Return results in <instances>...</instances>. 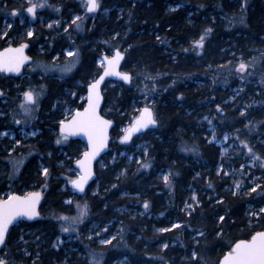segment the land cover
<instances>
[{
  "label": "trees",
  "instance_id": "obj_1",
  "mask_svg": "<svg viewBox=\"0 0 264 264\" xmlns=\"http://www.w3.org/2000/svg\"><path fill=\"white\" fill-rule=\"evenodd\" d=\"M98 1L80 32L70 24L84 14V0H31L44 4L34 17L26 11L29 0H0V50L28 43L34 59L48 62L76 46L81 53L69 76L40 80L44 94L27 126L39 133L27 140L1 137L22 128L11 111L24 100L19 79L0 73V197L44 196L40 219L12 227L1 257L6 264H91L93 257L100 264H219L237 241L264 231V0ZM115 50L125 53L132 81L104 87L112 143L96 165V181L80 196L71 182L85 143L57 144L60 122L67 107H84L86 86L101 72L97 60ZM141 99L151 104L158 127L133 146L120 145ZM213 132L230 136L227 155L209 141ZM140 142L146 153L134 147ZM60 237L65 241L56 249Z\"/></svg>",
  "mask_w": 264,
  "mask_h": 264
},
{
  "label": "snow or ice",
  "instance_id": "obj_2",
  "mask_svg": "<svg viewBox=\"0 0 264 264\" xmlns=\"http://www.w3.org/2000/svg\"><path fill=\"white\" fill-rule=\"evenodd\" d=\"M29 5L26 11L31 14L33 17L35 16V10L37 7H44L43 3L34 4L29 0ZM89 12L95 11L99 7L98 0H87L86 5ZM12 15L15 16L17 13L14 11ZM76 19H80L77 17ZM241 22H243V18H241ZM23 23V20L21 21ZM58 23V22H57ZM75 23V21H73ZM7 28H11V24L6 25ZM48 27H52L51 24ZM67 31V29H65ZM212 31L211 28L206 29V34ZM3 35H7V32L3 33ZM26 35L31 37L33 32L29 30ZM204 37H201V41H203ZM202 46V45H201ZM27 47L26 44H21L18 48L12 49L9 48L6 50L7 53H12V55H5L0 53V72H19L20 66L28 60V57L23 54L24 48ZM69 56L73 55L72 52L68 53ZM122 58L121 53L117 50L115 56L112 58L105 57L107 61V67L105 68L104 75L100 77L99 80L89 84L88 86V97H87V107L83 109V111H77L72 118L65 122H60V132L62 139H57L56 143L60 144L62 140L66 141L69 136H75L79 134H83L88 139L89 151L84 153V159L77 160V164L81 169V175L79 179L73 180L71 183L74 188L78 189L80 192L84 191V185L87 182L88 178L92 175L91 173V161L99 154V152L106 146L107 143V129L111 125L112 121L103 119L97 108L99 106V84L104 79V76L107 75H118L121 79L128 81L130 80V76L127 73H117L114 71L116 64H118L119 60ZM103 66V65H102ZM71 64H68L62 67L60 70L62 73L71 71ZM241 69L245 68V65L242 63L240 65ZM0 95H3L0 92ZM39 94H35L32 91L24 93L26 100L30 103H36V97ZM27 111V110H26ZM244 113H241L243 115ZM17 124L20 123L19 120L15 121ZM157 120L154 117V113L148 107H145L142 110L141 116L136 120L134 126L131 129H126V135L123 138L125 141L131 138V134L134 131H140L141 129H146L150 125H155ZM35 135V133H32ZM7 135V133H4ZM19 144V141H17ZM247 147V145H245ZM249 153L252 155L254 160H260L259 156L252 151L251 148H248ZM148 165H145L147 167ZM261 166H264L262 164ZM18 167V164H17ZM43 174L47 176L48 169L43 168ZM167 177H165V181H167ZM211 187V184H209ZM236 187L239 188V183L236 184ZM251 191L255 192L256 188L253 187ZM195 199V197H193ZM40 200V193L33 192L28 193L27 195L21 196H10L7 200H0V245L5 244L6 234L8 233L9 226L13 224L18 218L25 217L29 220L38 216L39 213L36 211V206ZM79 207V205H78ZM145 209L149 207L148 203H144ZM186 207H188L186 205ZM260 212L264 213V208L260 209ZM87 215V205H84V210L81 211L80 215L75 218L77 221L82 222L84 216ZM62 219H67L63 217ZM220 221L224 220L223 216L219 217ZM181 225L174 224L173 228H179ZM70 229L68 227H62V231L68 232ZM73 231L75 229H72ZM106 230V229H105ZM159 231L167 232L170 231L168 228H162ZM200 235H203L201 232ZM114 239V237H113ZM101 243L107 244L111 243L110 240H102ZM198 243V242H197ZM164 248H167L168 245L164 244ZM197 257V253L193 251L192 258L195 259ZM0 264H5L4 261H0ZM91 264H100V261L93 257ZM219 264H264V232H256L252 235L250 240H240L235 243V245L231 248L230 251L227 252L223 256V259L219 262Z\"/></svg>",
  "mask_w": 264,
  "mask_h": 264
},
{
  "label": "rangeland",
  "instance_id": "obj_3",
  "mask_svg": "<svg viewBox=\"0 0 264 264\" xmlns=\"http://www.w3.org/2000/svg\"><path fill=\"white\" fill-rule=\"evenodd\" d=\"M86 2H87V0H84V14L74 16L72 21H71L70 25L73 26L72 28L75 31L80 30V32H82L83 24L85 23V21H87L89 19L90 15L87 14V7L85 6ZM98 3H99V1H98ZM99 8H100V5L96 9L95 13H97L99 11ZM77 17H80V19H76ZM73 21H75V23H73ZM63 22H64L63 24H68L67 20H63ZM50 24L53 27V26H57V25L60 26L61 23L51 22ZM69 52H72L73 55L69 56L68 55ZM111 53L112 52L108 53L107 51H104L103 55H108ZM102 56H100V58L97 60V64L101 68L104 67V63L101 59ZM80 63H81V53H80V49L77 46L72 48V49L64 50L62 55L55 56L54 59L50 62H48L44 59H40V58L35 59L32 62V64L28 67V70L25 71L24 75L21 76L19 79V82H20L19 86H21V88H23V94L21 97H23L24 102L20 106L13 108L11 111V114L14 116V118L19 120L20 121L19 124H22L23 126H22V128H20L16 132L13 130H9L10 132H4V133H10L11 139L14 138V135H18V134L22 138H24V140H27L28 138L36 136L39 133V130L31 128V127L27 128V126L35 120L38 107L41 104V99H42V96L44 94V85L40 82V80L45 79L48 75L65 78V77L69 76L70 74H72L73 72H75L78 69V67L80 66ZM68 64L72 65L71 71L62 73L60 69L64 66L68 65ZM92 80H90V82ZM29 91H32L34 93V95L39 94L36 97V103H30L26 100L24 93L29 92ZM139 103H140V106L138 108V112L144 107H151V104L148 103L146 99L139 100ZM257 104H258L257 101H255L254 105H257ZM246 105H250V103H247ZM76 110H78V109L77 108L71 109V108L67 107L65 109L67 119L69 117H71ZM1 115H6V113L1 114ZM204 122L206 123L208 130L214 129L215 126L213 125L211 118L206 117L204 119ZM19 124H17V125H19ZM126 129L122 128V133H124V131ZM4 133L3 132L1 133V137H3V138L7 136V135H4ZM32 133H35V135H33ZM209 141L215 143L216 145H218L221 148L223 156L227 155L230 152L231 145H230V136L228 134H225L222 138H217V135L213 132L211 134V136H209ZM129 145L133 146V142L130 143ZM134 147H136V149L141 148L146 153V148H145L144 142H140L139 144L135 145ZM131 148H133V147H131ZM127 150H129V148ZM123 154H126V153L122 152V155ZM75 172H76V175H78V172L76 170H75ZM71 191L74 192L72 189H71ZM64 241L65 240L63 237L58 238V240H56V243H55L56 247H59Z\"/></svg>",
  "mask_w": 264,
  "mask_h": 264
},
{
  "label": "water",
  "instance_id": "obj_4",
  "mask_svg": "<svg viewBox=\"0 0 264 264\" xmlns=\"http://www.w3.org/2000/svg\"><path fill=\"white\" fill-rule=\"evenodd\" d=\"M95 11H96V10H95ZM95 11H93V12H89L88 9H87V13H88V14H93ZM26 45H27V47L24 48V50H23V54H24L25 56L28 57V60H26V61L20 66V70H19V72H1V73L5 74V75H7V76H11V77H21V76H22V74H23V72H24V69L26 68V66H28V65L31 63V60H32V59H31V56L28 54V48H29V45H28V44H26ZM18 47H19V46L8 47V48H5V49H3V50H0V53H3V54H5V55H12V53H7L6 50L9 49V48L16 49V48H18ZM116 51H117V50H115L111 55H104V56H102L101 59H102V61H103V63H104V68H103L102 72H101V73H100V74H99V75H98V76H97V77H96L91 83L95 82L96 80H99L100 77L104 75L105 68L107 67V61L105 60V57L112 58L113 56H115ZM118 51L121 53L122 58L119 60L118 64H116L114 71L117 72V73H127V74L130 76V80L125 81V80L121 79L120 76H118V75H107V76H104V79H103V80L100 82V84H99V95H100V100H99V106H98V108H97V111H98L99 115H100L103 119H105V120H110V121H112V123H111V125L108 127V129H107V143H106V146H105V147L99 152V154H98V155H97V156L91 161V165H90V167H91V173H92V175L88 178L87 182L85 183V185H84V191H83V192H80L78 189L74 188L73 185H72V183H71V187H72V189H73L78 195H80V196L85 195V193L87 192V190L89 189V187H90V186L96 181V178H97V175H96V165H97V163L102 159V157L105 156V155L110 151V144H111V141H112V136H111V134H112V130H113L114 126H115V123H114L113 120H111V119L105 117V116L102 114V109H103V106H104V103H105V97H104V93H103V87L105 86V84H106L107 81H113V82H117V83H122V84H124V85H130V84H131V81H132L131 74L123 70V65H124V63H125V59H126L125 53L122 52L121 50H118ZM91 83H89V84H91ZM89 84H88L87 87H86L87 94H86V104H85V107H87V97H88V94H89V92H88V86H89ZM0 92H2L1 89H0ZM1 96H2V95H0V99H1ZM85 107H84V108H85ZM84 108H83V109H84ZM144 108H145V107H144ZM144 108H142V109L140 110L138 116L134 119V121L131 123V125H130L127 129H131V128L134 126L136 120L141 116V114H142V110H143ZM148 108L151 109V110L153 111L152 108H150V107H148ZM83 109H82V110H79V111L82 112ZM76 112H77V111H76ZM76 112H75V113H76ZM75 113H74V115H75ZM153 113H154V111H153ZM74 115H73V116H74ZM154 117H155V119L157 120L155 113H154ZM71 118H72V116H71L69 119L65 120V122L69 121ZM157 127H158V121H157V123H156L155 125H150V126H149L148 128H146V129H141L140 131H134V132H132V134H131V138H130L129 140H126V141L123 139V138L125 137V135L127 134L126 131H125V133H124V134L120 137V139H119V144H120V145H128V144H130V143H131L136 137H138V136H140V135H142V134H144V133H146V132H148V131L155 130ZM59 132H60V128H59ZM60 133H61V132H60ZM69 138H71L72 140H81V141H84L85 144H86V151H89V150H90V149H89V145H88V139H87V137L84 136L83 134H79V135H75V136H69ZM82 159H84V154H83L82 157H81L80 159H78V160H82ZM75 166H76V169H77V171H78V173H79V176H80V175H81V169H80V167L78 166L77 162H76ZM79 176H78L75 180L79 179ZM36 192L40 193V200H39V203H38L37 206H36V211L39 213V215L36 216V217H34V218L31 219V220H29V219H27V218H25V217H21V218H18L16 221H14L13 224L9 226L8 233L6 234V238H5V243H6V241H7V237H8V234H9V232H10V229H11L13 226L17 225V224L20 223V222H35V221H37V220L40 219V210H41V206H42V203H43V194H42L41 192H39V191H36ZM31 193H33V192H31ZM15 196H21V197H23V196H25V195H17V194H15ZM7 199H8V198H7ZM7 199H5V200H7ZM260 232H264V231H260ZM250 239H251V238H250ZM250 239H249V240H250ZM237 242H239V241H237ZM237 242H236V243H237ZM4 245H5V244H4ZM4 245H0V253H1V251H2V249H3V247H4ZM234 245H235V244H234ZM234 245H233V246H234ZM226 254H227V253H226ZM222 259H223V257H222ZM222 259H221V260H222ZM221 260H220V261H221ZM0 261H3V260H0ZM4 262H5V261H4ZM5 264H6V262H5Z\"/></svg>",
  "mask_w": 264,
  "mask_h": 264
},
{
  "label": "flooded vegetation",
  "instance_id": "obj_5",
  "mask_svg": "<svg viewBox=\"0 0 264 264\" xmlns=\"http://www.w3.org/2000/svg\"><path fill=\"white\" fill-rule=\"evenodd\" d=\"M32 16V15H31ZM33 17V16H32ZM25 44H27V43H25ZM20 46V45H19ZM28 54L31 56V63H30V65L32 64V62L35 60L33 57H32V55L30 54V45H29V48H28ZM28 69H25V71H27ZM25 71H24V73H25ZM2 74V73H1ZM5 76V75H4ZM7 77V76H6ZM10 77V76H9ZM11 78V77H10ZM14 79H20V77H13ZM6 109V108H5ZM0 110H1V108H0ZM4 132H8V130H6V131H4Z\"/></svg>",
  "mask_w": 264,
  "mask_h": 264
},
{
  "label": "bare ground",
  "instance_id": "obj_6",
  "mask_svg": "<svg viewBox=\"0 0 264 264\" xmlns=\"http://www.w3.org/2000/svg\"><path fill=\"white\" fill-rule=\"evenodd\" d=\"M88 191V190H87ZM86 194V193H85Z\"/></svg>",
  "mask_w": 264,
  "mask_h": 264
}]
</instances>
